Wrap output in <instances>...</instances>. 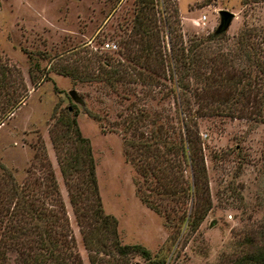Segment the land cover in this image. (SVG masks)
Segmentation results:
<instances>
[{
	"label": "rangeland",
	"instance_id": "obj_1",
	"mask_svg": "<svg viewBox=\"0 0 264 264\" xmlns=\"http://www.w3.org/2000/svg\"><path fill=\"white\" fill-rule=\"evenodd\" d=\"M151 1L144 18L151 33L149 54L138 58L146 61V68L125 58L128 53L142 55L145 48L132 27L134 0H0V164L11 169L18 183L33 177L45 181L52 173L82 264H90L52 143V136L66 125L67 106L74 104L77 125L90 143L101 206L116 217L121 241L160 252L169 263L230 264L264 246V119L257 89L233 102L229 115L216 113L228 87L206 91L194 82L202 104L194 103L192 92L185 90L192 111L205 113L195 120L210 208L195 231L184 224L180 228L175 220L165 223L140 198L136 182L141 175L134 163L140 154L126 140L144 139L160 126L176 139L183 132L177 113L182 103L177 87L170 89L172 46L200 44L195 67L200 77L209 73L210 79L245 68L244 61L240 66L224 62V53L239 49L244 31L252 32L247 42L260 57L264 0ZM220 9L234 16L223 32L215 33ZM105 42L115 48L105 47ZM107 61L123 63L113 66L121 77L113 85L101 70L109 67ZM211 94L217 99L208 103ZM183 177L192 182L190 167ZM150 191L142 188L144 194ZM195 202L190 196L184 204L171 206L189 212ZM131 260L145 264L139 255Z\"/></svg>",
	"mask_w": 264,
	"mask_h": 264
},
{
	"label": "trees",
	"instance_id": "obj_2",
	"mask_svg": "<svg viewBox=\"0 0 264 264\" xmlns=\"http://www.w3.org/2000/svg\"><path fill=\"white\" fill-rule=\"evenodd\" d=\"M134 4L136 6L133 9L132 27L135 34L145 42V48L144 54L128 53L125 58L147 68L146 61L142 62L138 58H147L146 53L149 54L151 33L145 20L147 8L153 5L151 0H134ZM251 34V31H244L238 38L241 44L239 49L235 53H224V62L228 66L233 62L240 66L244 61L245 68H240L239 74H220L211 79L208 77L209 73L200 77L203 74L195 67L198 54L196 50L200 44L191 43L187 47L178 45L176 48L172 46L169 55V79L173 83L170 89L175 91L174 86L177 87L179 103H182L176 112L183 123V132H178L176 139L160 126L155 131L151 130V134L144 139L136 142L126 140V145L137 148L136 151L140 154L134 160L141 175V179L136 182L137 192L150 208L163 215L165 223L175 220L180 228L184 224V228L195 231L210 208L206 197V168L195 120L196 115L205 113H199L198 108L192 111L188 99L190 97L186 95L185 90L192 92L194 103L202 104L203 96L198 93L199 86L194 85V82L201 84L200 89L206 91L213 86L228 87L227 95L218 102L219 112L216 113L229 115L233 102H238L241 96H245L253 88L257 89L255 97L259 104L260 116L264 119V46L260 57L257 56V52L253 51L254 45L247 42V37ZM261 39L264 42V29ZM198 60L203 61L201 58ZM104 64L109 67L101 69L102 73L113 85L121 78L116 74L118 69L113 66L119 67L123 63L107 61ZM125 65L127 67L129 64ZM252 70H256V73L249 78ZM63 72L68 73L67 69ZM69 72L74 75L72 70ZM70 97L78 99L75 92L73 97ZM215 98L211 94L206 100L209 103ZM66 111L65 119L63 118L66 125H63V131L52 136V143L57 151V161L67 184L69 201L82 234L83 244L88 251L89 263L136 264L131 258L139 255L145 260V264H177L169 263L166 255L160 252L152 253L140 243L121 241L116 217L104 212L101 206L90 143L88 138L82 135L75 118L78 110L71 104L67 106ZM179 113H182L181 117ZM129 159L133 160L132 157ZM187 167H190L192 182L183 177ZM144 185L151 189L148 194L142 192ZM152 195L157 198L150 199L149 196ZM190 196H193L196 202L189 212H186L185 207L177 205L175 209L171 206L172 203L184 204ZM172 212L179 214L173 217ZM70 233L64 203L50 171L46 174L45 181H38L33 177L18 183L11 169L0 164V264H82L75 240ZM230 264H264V246H257L242 253Z\"/></svg>",
	"mask_w": 264,
	"mask_h": 264
},
{
	"label": "water",
	"instance_id": "obj_3",
	"mask_svg": "<svg viewBox=\"0 0 264 264\" xmlns=\"http://www.w3.org/2000/svg\"><path fill=\"white\" fill-rule=\"evenodd\" d=\"M218 14H219V23L215 28V32H220L225 30L229 26L230 21L234 16V13L227 9H220L218 11ZM69 95L73 97L74 90H69Z\"/></svg>",
	"mask_w": 264,
	"mask_h": 264
},
{
	"label": "built area",
	"instance_id": "obj_4",
	"mask_svg": "<svg viewBox=\"0 0 264 264\" xmlns=\"http://www.w3.org/2000/svg\"><path fill=\"white\" fill-rule=\"evenodd\" d=\"M104 45L105 47H108V48H115V44L110 43V42H105Z\"/></svg>",
	"mask_w": 264,
	"mask_h": 264
}]
</instances>
